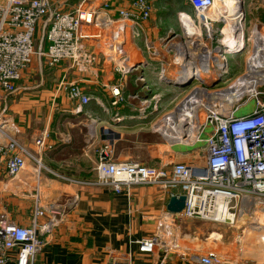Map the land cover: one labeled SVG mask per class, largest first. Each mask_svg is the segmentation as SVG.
<instances>
[{
	"label": "built area",
	"instance_id": "1",
	"mask_svg": "<svg viewBox=\"0 0 264 264\" xmlns=\"http://www.w3.org/2000/svg\"><path fill=\"white\" fill-rule=\"evenodd\" d=\"M153 1L127 0V5L116 6L115 17L112 0H102L99 5L80 0L71 10H63L53 0H0V90L17 92V81L34 59L40 66L54 67L68 61L79 72L90 71L95 56L85 43L91 35L83 33L82 26L92 25L99 31L97 50L102 60L110 62L119 76V81L109 86L112 103H117L123 99L124 77L147 63H134L126 49L127 39H139L145 57L158 63V79L194 76L173 108L152 123V129L161 135L168 151L176 147L181 152L201 149L203 162L170 161L151 166L121 161L113 157L111 142L105 141L94 165L93 183L117 193H129L132 185H154L172 191L171 197L178 196L173 191L180 189L183 208L162 212L154 234L136 241L140 254L160 250L159 264L176 247L166 235L171 234L177 218L227 225L238 250L250 239L246 237L249 233L255 232L264 241V24L253 21L248 34L243 25L245 45L241 48L239 43L235 52H229L221 48V28L216 32L213 27L223 15L220 12L213 18L205 14L214 8L215 0H185L191 13H178L180 31L152 38L145 24L152 16ZM238 51H244L243 67L228 78L227 55ZM169 67H173L171 73ZM137 78L145 79L142 73ZM58 90L66 91L77 112L92 98L77 82L66 78L57 83ZM247 102L253 109L240 114ZM96 121L91 118L88 125L91 138ZM17 135L16 124L0 113V167L10 178L24 169L27 158L40 168L41 155L52 148L42 133L34 141L38 149L35 157ZM62 217L63 211L53 203L41 204L38 194L29 225L16 223L0 210V264H34L46 244L45 237L59 226ZM191 259L201 264H257L246 255L231 258L215 252L194 254ZM107 264H132V259L129 255L116 257Z\"/></svg>",
	"mask_w": 264,
	"mask_h": 264
},
{
	"label": "crops",
	"instance_id": "2",
	"mask_svg": "<svg viewBox=\"0 0 264 264\" xmlns=\"http://www.w3.org/2000/svg\"><path fill=\"white\" fill-rule=\"evenodd\" d=\"M53 1L60 3L63 10H71L80 0ZM101 1L93 0V4L99 5ZM112 5L111 12L116 17L114 9L127 5V0H112ZM247 6L251 13L247 23L251 25L255 20L264 23V3L248 0ZM215 7L222 15L234 17L241 14L242 17V7L238 10L222 0H215ZM145 26L152 38L166 34L154 11ZM235 27L232 21L224 26L225 43H232ZM82 32L91 35L85 39L95 56V64L90 71L79 72L75 67L71 68L68 61L54 67L40 66L34 59L17 81L20 87L17 92L6 94L0 90V113L16 124L19 142L35 157L38 149L34 141L42 133L47 135L46 142L52 144V148L41 155L40 168L34 160L27 158L24 169L10 178L4 167H0V210H5L16 223L29 225L35 195L38 194L41 204L53 203L63 211L59 226L45 237L46 244L36 255L34 264H107L112 258L127 255L131 256L132 264H159L160 250L140 254L136 241L154 234L157 218L168 211L167 203L172 191L143 184L132 185L129 193H117L93 183L94 165L100 147L109 139L116 143L114 158L121 161L135 160L158 166L170 161L190 164L192 158L179 153V148L168 151L160 134L152 131V120L147 121L145 117L155 112L154 108L153 112L149 111L140 118L137 112L120 108L126 103H112L109 86L117 83L119 76L112 71L110 62L102 60L97 50L100 40L97 39L98 29L83 25ZM126 49L134 63L143 60L147 63L124 77L123 93L130 92L126 78L128 84H132L140 73L147 82L160 80L158 63L145 57L139 39H127ZM62 78L77 82L84 93L92 97L82 111L77 112L76 103L70 100L66 91H56ZM109 112L117 117L112 119ZM157 113L159 115L160 112ZM87 114L97 117L92 140L86 135ZM130 135L134 138H129ZM173 192L180 194L181 191L176 188ZM224 227L227 230L219 231V223L216 222L177 218L170 229L171 234L166 235L169 241L176 243V247L163 264H201L191 256L210 252L231 258L243 256L242 249L236 248L228 227ZM247 242L251 243V239Z\"/></svg>",
	"mask_w": 264,
	"mask_h": 264
},
{
	"label": "rangeland",
	"instance_id": "3",
	"mask_svg": "<svg viewBox=\"0 0 264 264\" xmlns=\"http://www.w3.org/2000/svg\"><path fill=\"white\" fill-rule=\"evenodd\" d=\"M247 1L248 0H241V7H242V25H244L245 28V34H248L250 31V28L252 24H248L247 20L250 17V12L247 10ZM253 2H263L264 0H252ZM244 3V4H243ZM188 2L185 0H154L152 4V9L154 11L155 16L160 20V24L164 28L165 33L169 31H180V25L178 22V13L185 10L191 13V9L188 8ZM218 9L217 7L215 8ZM216 15H213L211 17L215 18ZM219 23H213V27L218 32L220 28L225 24L223 21ZM262 23V22H260ZM264 24V23H262ZM167 31V32H166ZM40 33H37L36 38H38ZM166 35V34H165ZM220 37V36H219ZM222 37V34H221ZM220 37V38H221ZM244 46V45H243ZM228 64H229V71H228V78H233L235 75L239 73V71L243 67L244 63V51H238L237 53H228ZM173 67H169L170 73L172 72ZM132 78V77H131ZM137 78L134 77V79ZM138 79V78H137ZM130 80V79H129ZM176 80V79H174ZM162 81V82H161ZM130 82V81H129ZM126 86L128 87L129 93H124L123 99L118 101V103H126L124 106H120V108H128L129 112L132 111V113H136L137 115L141 117L144 116L145 113L152 111L154 108L155 112H151V115H148L145 118H148L147 121L152 120V123L157 120V118L163 114L166 111H169L173 108V105L178 101L179 99V93H181L182 88H180L177 85H172V83H168L164 80H156V82L148 81L146 79L144 80H136L132 84H128L127 78H126ZM136 89V91H135ZM135 91V92H132ZM108 97L106 98V100ZM110 102V100H109ZM148 107H151L148 109ZM122 108V109H123ZM148 109V110H147ZM253 109V105L251 102H247L246 104H243L242 108L239 110V113H248ZM136 110V111H133ZM160 112L159 115H157ZM122 113V111H120ZM110 117L112 119L116 118L117 116L112 114V112H109ZM157 115V116H156ZM88 118V122L86 123V135L89 140H92L94 136L91 138L88 131V125L91 122V118H95L97 120V117L94 115H86ZM97 122V121H96ZM150 126V125H149ZM152 129V126H151ZM153 131V129H152ZM154 132V131H153ZM88 133V134H87ZM155 134H158L157 132H154ZM161 136V135H160ZM129 138H134V135H130ZM109 142L112 144V155L115 157V151H116V143L113 139H109ZM177 149L179 147H176ZM179 153H182L183 156H186L187 158H192L191 162H203V156L201 149L197 148L194 151L191 152H181V150L178 151ZM198 155V156H197ZM224 224H219V231L227 230L225 229ZM228 227V226H227ZM229 229V228H228ZM231 235L232 232L229 229ZM247 239H251L250 242H243L242 247V253L243 255L251 256L257 261V264H264V250L261 252L259 247L257 246L256 242L258 241V236L255 232L249 233L247 236ZM262 239V238H261ZM253 244V245H252ZM260 245V244H259ZM257 246V247H256Z\"/></svg>",
	"mask_w": 264,
	"mask_h": 264
},
{
	"label": "bare ground",
	"instance_id": "4",
	"mask_svg": "<svg viewBox=\"0 0 264 264\" xmlns=\"http://www.w3.org/2000/svg\"><path fill=\"white\" fill-rule=\"evenodd\" d=\"M222 1H224L229 6L231 5V6L235 7L236 9L241 10L240 9L241 6H242L241 5V0H238V1H235V0H222ZM215 8L216 7H215V3H214V8L208 9V12L205 13V14L210 15V16L220 14V12L218 10H216ZM223 17L225 19L224 20L225 24L223 25V27H221V30H220V33L223 35V37H221V40H222L221 48L226 49L229 52L234 49L233 52H235V49L237 50L239 48V47H237V45L239 43H241V48L243 47V45H245V40L243 41L242 34H241V28L243 27L241 14L238 15V16H234V17H230V16H227V15L224 14ZM230 21L234 22L236 27H235V32H234L232 43L231 44H227V43L224 42L223 29H224V26L226 24H228ZM259 220L262 221L261 218H259ZM257 243H258V247H259L260 251L262 252L264 250V241L261 238H258Z\"/></svg>",
	"mask_w": 264,
	"mask_h": 264
},
{
	"label": "water",
	"instance_id": "5",
	"mask_svg": "<svg viewBox=\"0 0 264 264\" xmlns=\"http://www.w3.org/2000/svg\"><path fill=\"white\" fill-rule=\"evenodd\" d=\"M174 77H168L165 79V81H167L168 83H172V85H177L182 89H185L186 87L189 86V84L193 81L194 76L190 75L187 79L185 80H174ZM217 80H214L211 85H213ZM183 203H184V195L179 194L178 196H172L169 199V202L167 203L168 206V210L171 212H176L179 211L183 208Z\"/></svg>",
	"mask_w": 264,
	"mask_h": 264
}]
</instances>
